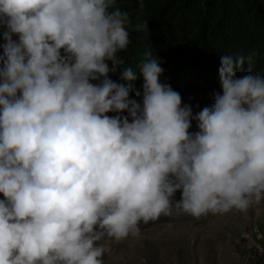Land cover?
<instances>
[{"label":"clouds","instance_id":"9594fccd","mask_svg":"<svg viewBox=\"0 0 264 264\" xmlns=\"http://www.w3.org/2000/svg\"><path fill=\"white\" fill-rule=\"evenodd\" d=\"M116 2L0 0V264H104L101 241L141 223L264 200L253 58L245 73V57L222 56V92L194 112L151 49L125 67L132 21ZM121 69L127 85L110 78Z\"/></svg>","mask_w":264,"mask_h":264},{"label":"trees","instance_id":"16d2710c","mask_svg":"<svg viewBox=\"0 0 264 264\" xmlns=\"http://www.w3.org/2000/svg\"><path fill=\"white\" fill-rule=\"evenodd\" d=\"M140 3L141 0L116 2L132 21L128 28L131 43L119 55L125 67L137 70L143 53L151 49L164 69L161 82L179 92L183 103L191 104L194 112L211 105L213 94L222 92V56L245 57V73L251 56L253 72L264 73V0H143V9ZM137 22H147L149 28L137 32ZM3 31L0 28L2 38ZM121 73L122 69L110 73V78L127 85L129 82L120 79ZM131 83L142 91V79ZM130 98L140 99L134 93ZM196 128L194 121L191 131Z\"/></svg>","mask_w":264,"mask_h":264},{"label":"rangeland","instance_id":"374dc122","mask_svg":"<svg viewBox=\"0 0 264 264\" xmlns=\"http://www.w3.org/2000/svg\"><path fill=\"white\" fill-rule=\"evenodd\" d=\"M101 243L104 264H264V200L247 213L162 216L136 236Z\"/></svg>","mask_w":264,"mask_h":264}]
</instances>
